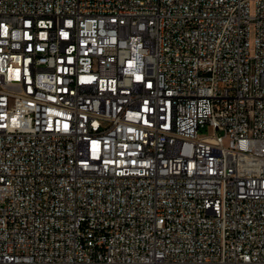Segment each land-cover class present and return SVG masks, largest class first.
<instances>
[{"label":"built area","instance_id":"2783aa9c","mask_svg":"<svg viewBox=\"0 0 264 264\" xmlns=\"http://www.w3.org/2000/svg\"><path fill=\"white\" fill-rule=\"evenodd\" d=\"M0 264H264V0H0Z\"/></svg>","mask_w":264,"mask_h":264},{"label":"rangeland","instance_id":"374dc122","mask_svg":"<svg viewBox=\"0 0 264 264\" xmlns=\"http://www.w3.org/2000/svg\"><path fill=\"white\" fill-rule=\"evenodd\" d=\"M203 133H205V131H202Z\"/></svg>","mask_w":264,"mask_h":264}]
</instances>
